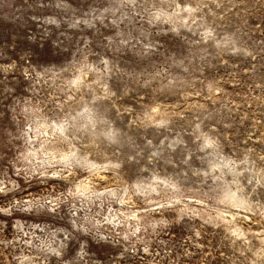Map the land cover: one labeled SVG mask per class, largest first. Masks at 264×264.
Wrapping results in <instances>:
<instances>
[{
	"label": "clouds",
	"instance_id": "obj_1",
	"mask_svg": "<svg viewBox=\"0 0 264 264\" xmlns=\"http://www.w3.org/2000/svg\"><path fill=\"white\" fill-rule=\"evenodd\" d=\"M36 7L0 264H264V0Z\"/></svg>",
	"mask_w": 264,
	"mask_h": 264
},
{
	"label": "rangeland",
	"instance_id": "obj_2",
	"mask_svg": "<svg viewBox=\"0 0 264 264\" xmlns=\"http://www.w3.org/2000/svg\"><path fill=\"white\" fill-rule=\"evenodd\" d=\"M36 4L37 0H0V154L15 143L12 134L17 129L11 105L13 98L22 99L23 89L28 84L23 75L24 69L46 65L54 51L50 38L33 19L41 11ZM158 39L165 48L176 46L171 37ZM103 45V37L95 35L93 46ZM120 58L126 63L136 62L132 52L122 54ZM181 235L178 233V238Z\"/></svg>",
	"mask_w": 264,
	"mask_h": 264
}]
</instances>
